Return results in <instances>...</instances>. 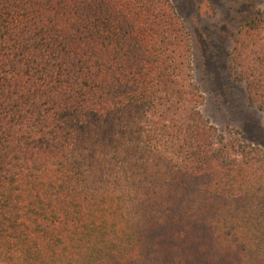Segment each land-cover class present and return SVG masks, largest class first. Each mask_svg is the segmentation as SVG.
Here are the masks:
<instances>
[{"label":"trees","instance_id":"16d2710c","mask_svg":"<svg viewBox=\"0 0 264 264\" xmlns=\"http://www.w3.org/2000/svg\"><path fill=\"white\" fill-rule=\"evenodd\" d=\"M231 40L264 123V9ZM194 63L173 0H0V264H264V149Z\"/></svg>","mask_w":264,"mask_h":264},{"label":"rangeland","instance_id":"374dc122","mask_svg":"<svg viewBox=\"0 0 264 264\" xmlns=\"http://www.w3.org/2000/svg\"><path fill=\"white\" fill-rule=\"evenodd\" d=\"M191 32L194 74L204 96L201 111L227 136L264 149L262 113L250 106L244 84L229 69L231 34L264 0H173Z\"/></svg>","mask_w":264,"mask_h":264}]
</instances>
